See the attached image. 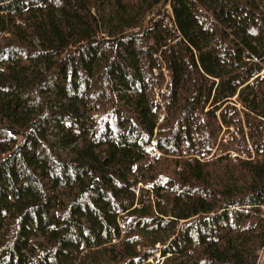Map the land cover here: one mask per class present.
<instances>
[{
	"label": "trees",
	"instance_id": "obj_1",
	"mask_svg": "<svg viewBox=\"0 0 264 264\" xmlns=\"http://www.w3.org/2000/svg\"><path fill=\"white\" fill-rule=\"evenodd\" d=\"M263 250L264 0H0V264Z\"/></svg>",
	"mask_w": 264,
	"mask_h": 264
},
{
	"label": "rangeland",
	"instance_id": "obj_2",
	"mask_svg": "<svg viewBox=\"0 0 264 264\" xmlns=\"http://www.w3.org/2000/svg\"><path fill=\"white\" fill-rule=\"evenodd\" d=\"M157 99H158V97H157ZM230 157L234 158L235 156L232 154ZM156 259H157V263L162 264L164 262V259H162L160 255H157ZM149 263L154 264V261L150 260ZM258 264H264V250L261 252V254L259 256Z\"/></svg>",
	"mask_w": 264,
	"mask_h": 264
},
{
	"label": "built area",
	"instance_id": "obj_3",
	"mask_svg": "<svg viewBox=\"0 0 264 264\" xmlns=\"http://www.w3.org/2000/svg\"><path fill=\"white\" fill-rule=\"evenodd\" d=\"M204 156V155H203ZM242 158H245V156H242ZM206 160H209V158H206Z\"/></svg>",
	"mask_w": 264,
	"mask_h": 264
}]
</instances>
